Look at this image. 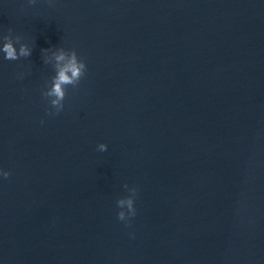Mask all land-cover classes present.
Here are the masks:
<instances>
[{
    "label": "water",
    "instance_id": "obj_1",
    "mask_svg": "<svg viewBox=\"0 0 264 264\" xmlns=\"http://www.w3.org/2000/svg\"><path fill=\"white\" fill-rule=\"evenodd\" d=\"M5 34L0 264H264V0H0ZM51 46L87 64L54 116Z\"/></svg>",
    "mask_w": 264,
    "mask_h": 264
},
{
    "label": "clouds",
    "instance_id": "obj_2",
    "mask_svg": "<svg viewBox=\"0 0 264 264\" xmlns=\"http://www.w3.org/2000/svg\"><path fill=\"white\" fill-rule=\"evenodd\" d=\"M30 2L34 3L35 0H30ZM8 32H11V29ZM42 51L45 53L51 51L45 63H51L53 67V75L48 86L41 93L49 105L46 114L50 116L59 115L65 108L68 86L77 87L80 84L81 79L86 75L87 64L75 49L68 50L64 47L51 46L50 49H43ZM0 54H2L3 60L17 61L21 57H30L32 48L27 43L20 44L17 47V42L10 35L5 34L2 41H0ZM20 78H23V76H20ZM43 123L44 121L41 120V124ZM99 148L101 151L106 152L108 144L102 143ZM10 175L9 171L0 167V180L8 178ZM131 193V195L122 196L116 202L118 208L116 218L123 222L125 227H129L133 218L137 215L136 199L138 189L134 186ZM130 235L134 237V234L130 233Z\"/></svg>",
    "mask_w": 264,
    "mask_h": 264
}]
</instances>
